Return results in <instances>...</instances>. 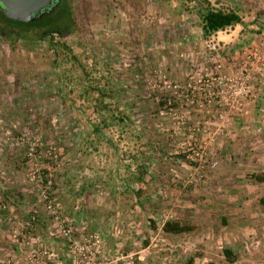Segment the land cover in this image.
Segmentation results:
<instances>
[{
    "label": "rangeland",
    "instance_id": "1",
    "mask_svg": "<svg viewBox=\"0 0 264 264\" xmlns=\"http://www.w3.org/2000/svg\"><path fill=\"white\" fill-rule=\"evenodd\" d=\"M208 1L218 9L238 11L248 26H239L238 30L237 26L229 28L205 41L199 23L194 22L198 19L193 16V3L188 0H70L75 26L68 38L59 40L51 37L39 47L0 48V185L4 186L0 199L5 203L9 199L20 200L17 197L28 200L29 205L18 208L17 216L21 222L34 213L38 215L34 232L47 239H56L51 223L41 220V214H44L50 222L39 198L40 185L34 179L39 174L43 176L44 171L47 173V169L50 173L48 179L51 180L48 193L58 204L60 212L68 218L77 219L75 227L83 233H107L109 248L112 246L110 236L113 227L120 228L117 214L138 218L145 227L151 213L161 215L162 210L169 208L161 199L163 192L170 194L168 200H175L180 192L181 198L186 199H182L183 207L188 199L199 197L203 185H212L210 174L223 166L226 168L221 169V173L228 177L226 171H230L235 179L232 183L227 178L224 185H264V182L258 183L252 178L253 175H264V64L256 68L255 82L242 108L234 114L223 115L224 120H221L214 105L202 110L179 104L168 107L164 91L160 90L159 78L184 84L192 72L214 73L212 62L206 61L211 56L208 48L211 43L217 45V51L212 54L216 61L226 73L234 74L250 48L264 40V0ZM183 5L190 7L189 13L183 12ZM236 30L240 33L237 32L238 39L232 42L234 36L231 35ZM226 39L227 45L224 44ZM52 41L55 44L66 43L73 49L76 60L71 54L50 48ZM232 44L233 47L226 49ZM226 52L238 55V65L233 72L224 68L227 64ZM103 93L107 94L104 99L105 105L110 107L107 110L103 108ZM133 110L135 116L131 115ZM111 115H115L114 120L126 115L145 118L144 141L149 144L154 137L158 139L162 135L166 139L167 133L153 132L158 117L172 116V127L175 125L178 135L184 138H179L178 149L181 152L178 154L177 150L164 148L171 158L163 156L161 163L157 162L159 159H150L153 162L146 159L145 167L149 174L159 170L160 165L164 167L154 194L158 206L144 204L141 207L143 211L139 209L136 212L133 206L122 209L120 204H110L111 185L107 184L105 173L108 162L103 153L107 144L103 133L96 132L92 127L96 123L102 127V121L110 123L113 120ZM178 117L183 118L181 123ZM237 117L243 122L245 132L240 136V142L233 143L235 154L213 157L211 151L222 137L239 138L233 130ZM197 125L208 128L217 137L208 153L209 162H217V166L206 170L204 183L193 191L183 186L193 165L185 143L199 139L192 131ZM19 138L25 141L17 146L15 143ZM32 138L40 143L36 151L40 156L36 166L30 163L28 156ZM245 139L248 142H244ZM91 142V148L96 145L97 151H102L94 162L89 161ZM245 146L248 147L247 153L241 155ZM249 152L251 155H248ZM173 155L183 157L176 160ZM93 169L98 172L96 178ZM94 179H97V185L90 183ZM112 187L116 199L122 194L125 200L133 198L130 190H124L127 187L137 191L131 184ZM139 192L145 195L151 189ZM21 214L24 215L22 219ZM177 214L182 217L185 208ZM253 239L260 245L262 243L264 249V240L261 242L256 236ZM153 243L160 245L163 242L157 239ZM136 250L137 247L133 251ZM255 254L258 255V251Z\"/></svg>",
    "mask_w": 264,
    "mask_h": 264
},
{
    "label": "crops",
    "instance_id": "2",
    "mask_svg": "<svg viewBox=\"0 0 264 264\" xmlns=\"http://www.w3.org/2000/svg\"><path fill=\"white\" fill-rule=\"evenodd\" d=\"M237 30L231 35V37L234 36L232 42L238 39L240 31ZM227 42L226 39L224 44H229ZM233 44L229 45L226 49L233 47ZM226 55L227 64L224 68L228 72H233L238 65V55H229V52H226ZM208 59L207 57L206 61ZM211 66L215 70V66L213 64ZM131 115L135 116L134 110L131 112ZM121 118L111 120L107 124V128H104L102 132L107 144V149L103 153L106 154V163L108 162L105 173L107 175V184L111 185L110 193L112 200L110 204H120L122 209L133 206L137 209L136 212H139V209L141 212L143 211L141 207L144 204L154 207L159 205L155 200L157 198H155L154 194L156 193V186L159 185L160 171L162 168L164 169L160 165L159 170H154L156 171L155 173L150 172L149 176L146 177L143 175V170L147 167L145 162L150 159H159L157 162H160L163 156L171 158L167 154V151L170 149L174 152L177 150V154L181 152L178 146L180 144L179 138L182 137L178 135L179 130L175 128V125L172 127V116L158 117L156 128L153 129V132L156 134L167 133V135L165 134L166 139L162 135L158 139L154 137L152 144L145 143L144 141L145 118H130L129 116H122ZM234 120L238 122L233 126V130L239 135V138L224 139L222 137L217 146L211 151L213 157L221 156L223 158L230 153L235 154L233 150L236 149V146L233 143L238 140L240 142V136L245 131L240 118L237 117ZM98 126V123L93 125V130H96ZM252 139L254 140V138ZM92 143H90L89 147L90 162L91 160L93 162L97 160L99 158L97 155L102 153V151H97L96 145L91 148ZM165 147L168 149L167 151H165ZM247 148L241 155H246ZM248 155H251V152ZM172 157H175L176 160L177 158H181L180 155H173ZM252 157H256V154L252 155ZM153 160L150 161L153 162ZM176 160H174V164L177 166ZM225 168L223 166L215 173H211L209 180L212 185H203L199 190V197L188 199L187 204L185 203L183 207V198H181L182 194L180 192L175 200L174 198L168 200L170 194L166 191L165 193L163 192V198L161 199H163V202H166L164 205L167 204L169 208L162 210L163 213L161 215L155 212L151 213L152 215L147 217L149 221L146 222L145 227L140 224L138 218L133 219L131 215L117 214L120 228L113 227V231H111V248L108 247L107 233L104 231L106 233L104 234V247L107 255L114 256L119 249L125 253H134L136 255L135 264H264L262 243L260 245L257 239V242H254L255 239H253L256 236L261 242L264 240V208L259 204V200L264 199V185H224L227 178L231 182L235 181L231 177L230 171H226L227 174L229 173L228 177L221 173V169L225 170ZM92 172L96 175L94 176L95 178L99 176L98 172H95L94 169ZM108 176H110V179ZM97 179H94L90 183L95 184ZM263 182L258 183L263 184ZM119 184L134 185L137 191H132L128 187L124 189L130 190L133 193V198L125 200V196L122 194L116 199L112 186ZM3 187L1 184L0 191L3 190ZM149 189H151V192L145 195L139 192V190ZM22 193L25 194L24 190H22ZM158 193L161 195V190ZM17 198L20 200L14 199L10 201L9 199L6 203L0 199V207L2 206L0 210V264L11 256L21 257L17 243L12 239V231L21 223V220L17 216L19 214H17L19 212L18 208H23L30 203L22 197ZM183 208H185V214L180 217L181 214H177V212H182ZM23 216L21 214V219ZM41 218V220L50 223L44 214H41ZM76 221L77 219L75 223ZM167 221L188 224L194 227V230L183 234L165 233L163 225ZM136 226L137 228H135ZM35 227L33 231L25 235V242L27 244H32L33 241L36 243L37 238H39L44 241L43 243L59 252L61 238L57 231L54 229L56 239H47L42 234L35 233ZM5 237H8V239ZM157 239L162 240L163 243L153 248L152 243ZM135 247H137V250L134 252ZM257 251L259 254L253 255Z\"/></svg>",
    "mask_w": 264,
    "mask_h": 264
},
{
    "label": "built area",
    "instance_id": "3",
    "mask_svg": "<svg viewBox=\"0 0 264 264\" xmlns=\"http://www.w3.org/2000/svg\"><path fill=\"white\" fill-rule=\"evenodd\" d=\"M208 48L211 52L208 60L215 66L214 73L192 72L184 84H174L159 78L160 90L164 91V100L168 107L179 104V106L202 110L209 105H214L221 120H224L223 115L238 112L248 99L251 85L255 82V70L264 64V40L250 48L234 74L226 73L212 55L217 51V45L211 43ZM178 118L181 123L183 118ZM192 131L193 135L199 139L195 138L185 143L193 165L183 186L195 191L201 186L200 184L204 183L206 170L217 166V162L210 163L208 159V153L216 143L217 137L208 128L199 125L195 126ZM182 135L184 136L185 132ZM24 141L25 139L19 138L15 145H21ZM39 145L40 143L35 138H32L29 143V161L35 166L37 158H40L36 154ZM47 170L49 172V169ZM48 172L44 171L43 176L39 174L34 179L40 185L39 198L50 223L61 238L59 244L61 253L56 252L53 247L43 243L44 241L40 239L32 244L25 242V235L33 231L38 220V216L33 213L25 217L21 224L12 231V239L17 243L21 257L11 256L2 264H135L136 255L134 253H125L119 249L114 256L107 255L102 231H94L90 234L79 232L75 227V220L60 212L58 204L50 198L48 193L51 186ZM152 246L155 248L158 244L152 243Z\"/></svg>",
    "mask_w": 264,
    "mask_h": 264
},
{
    "label": "trees",
    "instance_id": "4",
    "mask_svg": "<svg viewBox=\"0 0 264 264\" xmlns=\"http://www.w3.org/2000/svg\"><path fill=\"white\" fill-rule=\"evenodd\" d=\"M188 1L189 3H193V6H191V8L195 10L193 16L198 19L197 21H194V22L199 23L201 35L205 41H209L211 37H213L217 33L226 31L229 28H234L236 26H241L244 28L248 26L246 23H244V20L242 16L239 14V12L234 9L225 11L223 9L215 8L208 0H188ZM66 3L68 2L63 1V4H66ZM183 6H184L183 12L189 13L190 7L188 5H183ZM68 8L67 7L63 8V11L66 13V15H68L67 19L69 18ZM192 22L191 23L189 22L190 23L189 25L192 26ZM53 42L54 41L51 42L50 48L54 49L56 52L58 50H61L64 54H71L72 58L76 60L74 53H73V49L69 47L66 43L57 42L55 44ZM59 95H62V93L59 92ZM102 96H103V101L102 100L101 101L104 102L103 108L104 110H107L110 108L108 105H105L104 99L107 98V94L103 93ZM110 118L114 120L115 115H111ZM118 119H122V118L118 117ZM106 122L107 121L105 122L102 121V127H97L95 131L98 133L103 132L104 128H107L108 126ZM143 175L146 177L149 176L147 168L143 170ZM252 178H254L257 182L264 181V175H253ZM131 190L134 191L133 189ZM259 204L264 208L263 198L259 200ZM193 230H194V227H191L188 224H183V223L176 222V221H167L163 225V231L165 233H170V234L190 233Z\"/></svg>",
    "mask_w": 264,
    "mask_h": 264
},
{
    "label": "flooded vegetation",
    "instance_id": "5",
    "mask_svg": "<svg viewBox=\"0 0 264 264\" xmlns=\"http://www.w3.org/2000/svg\"><path fill=\"white\" fill-rule=\"evenodd\" d=\"M63 1H67L69 5L68 3L63 4ZM66 7H69L68 19V15L63 11V8ZM71 12L70 0H59L51 7L49 13L44 14L42 18L35 22L24 23L7 17L0 3V48L14 46L39 47L44 42H48L51 37L65 40L72 34V28L75 26Z\"/></svg>",
    "mask_w": 264,
    "mask_h": 264
},
{
    "label": "water",
    "instance_id": "6",
    "mask_svg": "<svg viewBox=\"0 0 264 264\" xmlns=\"http://www.w3.org/2000/svg\"><path fill=\"white\" fill-rule=\"evenodd\" d=\"M59 0H0L7 17L24 23L35 22L49 13Z\"/></svg>",
    "mask_w": 264,
    "mask_h": 264
}]
</instances>
